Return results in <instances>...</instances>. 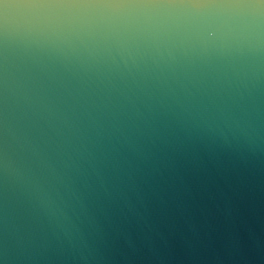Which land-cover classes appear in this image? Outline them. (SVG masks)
I'll return each instance as SVG.
<instances>
[{
	"label": "water",
	"instance_id": "obj_1",
	"mask_svg": "<svg viewBox=\"0 0 264 264\" xmlns=\"http://www.w3.org/2000/svg\"><path fill=\"white\" fill-rule=\"evenodd\" d=\"M0 264H264V4L9 19Z\"/></svg>",
	"mask_w": 264,
	"mask_h": 264
},
{
	"label": "snow or ice",
	"instance_id": "obj_2",
	"mask_svg": "<svg viewBox=\"0 0 264 264\" xmlns=\"http://www.w3.org/2000/svg\"><path fill=\"white\" fill-rule=\"evenodd\" d=\"M250 0H0V36L9 19L38 21L57 16L85 18L102 10H178L203 12L239 7ZM264 4V0H258Z\"/></svg>",
	"mask_w": 264,
	"mask_h": 264
}]
</instances>
